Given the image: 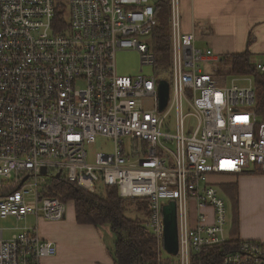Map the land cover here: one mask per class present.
Listing matches in <instances>:
<instances>
[{
  "label": "built area",
  "instance_id": "2783aa9c",
  "mask_svg": "<svg viewBox=\"0 0 264 264\" xmlns=\"http://www.w3.org/2000/svg\"><path fill=\"white\" fill-rule=\"evenodd\" d=\"M162 1L0 0V219H64L67 203L50 195L54 181L90 192L102 182L124 198L148 200L142 223L159 260H166L163 208L170 201L176 264L211 258V249L229 242L226 201L211 177L264 174L255 80L227 82L208 70L220 58L183 31L180 0H170L171 80L119 75V50L135 49L155 66L145 39ZM257 67L264 72V62ZM162 79L170 84L164 109ZM99 135L112 139L115 151L97 152L91 162L87 146ZM56 253L37 224L9 236L0 227V264H42ZM220 264H264V243L241 239Z\"/></svg>",
  "mask_w": 264,
  "mask_h": 264
},
{
  "label": "crops",
  "instance_id": "0c3cea01",
  "mask_svg": "<svg viewBox=\"0 0 264 264\" xmlns=\"http://www.w3.org/2000/svg\"><path fill=\"white\" fill-rule=\"evenodd\" d=\"M180 12L183 31L196 34L197 47L211 48L220 58L217 64L227 54L246 51L262 56L259 62H264V0H180ZM211 179L217 188L220 185L221 196L231 201L230 186L235 187L238 236L264 243V174L244 172ZM64 219L43 223L35 219L41 237L57 247V253L42 264H114L113 249L101 237L100 227L78 223L75 212Z\"/></svg>",
  "mask_w": 264,
  "mask_h": 264
},
{
  "label": "trees",
  "instance_id": "16d2710c",
  "mask_svg": "<svg viewBox=\"0 0 264 264\" xmlns=\"http://www.w3.org/2000/svg\"><path fill=\"white\" fill-rule=\"evenodd\" d=\"M168 7H170V0L160 2L157 5V16L158 13L167 11ZM150 39L152 40L150 46L155 55L166 59L171 53V32L162 22L158 21ZM252 58L249 51L232 54L228 58V65L223 70L229 75L243 74L254 77L259 90L257 106L264 113V72L258 69L257 63ZM221 59L224 61L227 58L223 56ZM230 187L233 189L231 198L235 214L230 240L225 244L215 246L211 249V258L203 259L196 264H220L222 255L237 248L240 244L235 187L233 185ZM50 195L57 196L66 203L74 201L78 223L93 224L96 227L110 225L111 230L118 236L114 250L111 251L114 264H176V260L170 256L166 260H159L153 233L138 219L126 216L128 198L120 195L117 186H109L100 182L97 190L90 192L80 188L76 183L66 180L54 181ZM132 200L138 203L139 210L148 212L149 202L147 199L134 198Z\"/></svg>",
  "mask_w": 264,
  "mask_h": 264
},
{
  "label": "rangeland",
  "instance_id": "374dc122",
  "mask_svg": "<svg viewBox=\"0 0 264 264\" xmlns=\"http://www.w3.org/2000/svg\"><path fill=\"white\" fill-rule=\"evenodd\" d=\"M157 19L159 23L162 22L164 26L168 29V31L171 32L170 7H168L167 11L158 13ZM145 40L148 43H152V40L148 37ZM229 56H230L229 54L225 55L227 59H225L224 61H221L219 64L210 66L208 70L211 73L216 74L218 76L227 77V82H230L231 79L234 77H239V79H244L245 76L229 75L225 73V71L223 70L228 65ZM252 57L255 62H259L263 59L262 56L260 57L257 55H252ZM156 60L157 62L155 66L143 64L141 60L140 52L135 49L119 50L116 52V56H115L116 69L119 75L136 76L138 75V73L152 74V75L155 74L158 77L166 76L167 79L170 81L171 80L170 67L172 66V54L170 53L166 59H163L160 55L159 56L157 55ZM239 83L241 85L248 84V82H244L243 80H240ZM255 84H256V81H255ZM256 90H257V96H258L259 90L257 89V85H256ZM87 150H88V155H89L88 156L89 161L93 162L94 156L96 155L97 152L113 153L115 151V144L112 139L99 135L97 136L96 141L93 144H90L87 146ZM218 188L219 189L221 188L220 185L218 186ZM222 196L226 201V205L228 209V223L225 227V230L227 234L229 235L232 230L233 219L235 216L234 203L229 198H226L223 194ZM66 205H67L66 218H69V216L71 214H74L75 212L74 211L75 210L74 201H69L67 202ZM144 214L145 213L143 211L139 210L137 202H135L132 199L127 200V212H126L127 217L131 219H135V220L138 219V221L142 222L143 218L145 217ZM45 221L46 219L44 218L41 219V223ZM62 221H65V219H63ZM49 222H61V221H49ZM30 225L31 227L36 225L34 216L32 215H29L26 219H23V220H17L15 217L0 219V227L4 228L5 236H9L12 232L17 231V229L21 227L30 226ZM99 232H100L101 237H103V239L107 243L108 247L114 250L115 241L118 238V236L115 232L111 230L110 225L105 224L101 226ZM163 256L166 259L169 258L170 256L174 258L175 260H177V256H172L171 254L167 253L165 250L163 251Z\"/></svg>",
  "mask_w": 264,
  "mask_h": 264
},
{
  "label": "water",
  "instance_id": "95a60500",
  "mask_svg": "<svg viewBox=\"0 0 264 264\" xmlns=\"http://www.w3.org/2000/svg\"><path fill=\"white\" fill-rule=\"evenodd\" d=\"M170 94V84L167 80L162 79L159 83L160 109L167 105ZM165 235L164 249L171 255H177L179 252L178 223L176 202L170 201L163 208Z\"/></svg>",
  "mask_w": 264,
  "mask_h": 264
}]
</instances>
